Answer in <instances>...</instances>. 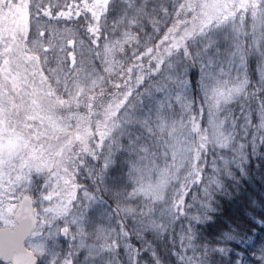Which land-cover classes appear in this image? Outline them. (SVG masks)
<instances>
[{
  "label": "snow or ice",
  "instance_id": "1",
  "mask_svg": "<svg viewBox=\"0 0 264 264\" xmlns=\"http://www.w3.org/2000/svg\"><path fill=\"white\" fill-rule=\"evenodd\" d=\"M205 3L206 0H105L101 7L98 0H35L30 5L26 37L0 33V139L19 141L24 149L70 153V158L74 157L72 166L77 169V175L87 169L94 190H89L86 185L81 186L75 199L70 201L73 210L60 217L49 216L44 230L50 236L62 233L73 241L79 237L80 247H88V255L99 258L93 260L92 264H105V254L111 253L115 257L122 243L133 253L131 264H139L141 250L129 242L130 236L143 239L146 230H171L175 221L189 215L188 183L196 184L197 177L199 181L203 180L199 150L194 153L197 163L192 166L191 180L186 179L183 186L177 187L168 198L169 181L164 174L155 183L145 186L141 179L145 169L133 164L130 175L135 186L130 192H113L116 207L111 209V216L116 218L117 226L113 227L109 222L106 228L87 232L84 222L93 203H108L96 193L105 190L100 185H106L105 176L111 161L106 158L97 170L88 163L87 158L81 162L73 147L80 142L86 114L96 106L97 98L108 95L111 97L109 103L116 104L121 113L125 112L129 107L135 108L136 103H142L140 88L144 86L146 76L150 78L157 73L162 77L166 71L174 70V75L167 76V83L154 81L152 86L144 88L145 93L151 96L154 89L170 96L179 89L181 91L176 94L175 100L183 103L189 83L187 67L200 66L206 107L202 102L197 108L194 99L187 107L190 108V131L196 130L194 135L200 137V148H203L208 138V132L201 124L204 112L207 110L213 116L220 110L222 102L229 103L237 98L233 92L240 97L245 93L256 95V92H248L251 82L247 75L243 78L237 76L235 83L223 81L221 86L210 87L209 82L218 79L216 73L225 74L224 68L220 67L221 62L208 55L211 49L216 48L217 40H210L205 49L195 53L187 41L197 34L208 37L209 34L214 36L216 30L228 29L235 45L231 55L234 59L239 58L243 64L249 51L248 40L252 41L253 47L264 49V0H232L229 5L231 10L214 19L204 15ZM117 9L118 15L110 18V13ZM145 22L150 24L153 35L133 51V57L141 63L147 58L148 71L144 72L141 68V75L133 79L128 73L141 67V64L124 66L120 81L113 82L110 74L113 72L115 50L119 46L120 51H124V46L133 41L139 44L137 29L143 30ZM161 48L163 51H160ZM176 49L188 61L183 66V75L177 65L168 62ZM261 54L264 55V51ZM228 64L231 66L232 61H228ZM260 76L256 91L264 92V69H261ZM229 84L231 87H228ZM104 86L117 91L105 93ZM261 106L264 107V101ZM132 147L134 150V145ZM81 150L96 161L100 160L87 146ZM137 173L140 175L137 176ZM208 184H219V181L209 178ZM204 195L210 196L207 187L204 188ZM192 199L196 201L200 197L193 196ZM132 201H137L135 206H132ZM201 204L205 210L200 215H192L191 221L208 218L206 209L210 205L206 200H201ZM102 215L108 219V210H103ZM130 219L135 221L131 232ZM73 227L78 231H73ZM31 228L30 223H23L15 232L7 229L0 232V264H43L46 252L41 254L37 251L24 235ZM43 236L41 233L39 240ZM86 236L92 237V244L85 245ZM180 239L184 249V253L179 254L182 264H208L207 251L200 258L187 255L189 249L195 248L192 223L181 233ZM72 256L73 252H69L62 262L53 260L52 264H75L70 259ZM261 259L264 260V256ZM107 264H119L118 258L107 261ZM156 264H161L159 259Z\"/></svg>",
  "mask_w": 264,
  "mask_h": 264
},
{
  "label": "trees",
  "instance_id": "2",
  "mask_svg": "<svg viewBox=\"0 0 264 264\" xmlns=\"http://www.w3.org/2000/svg\"><path fill=\"white\" fill-rule=\"evenodd\" d=\"M9 1L21 3V12L13 24V35L21 34L26 37L29 27L30 5L35 0H7L6 4ZM157 2H165V0H157ZM6 4H1V11L6 10ZM116 15H118V9L110 13V18ZM137 31L139 32V44L133 41L124 46V51H120L118 46L114 52L113 72L110 74L113 82L120 81L121 68L124 66L131 67L141 64V67H137L132 73H128L133 79L141 75V68L144 72L148 71L147 58L142 63L138 62L133 57V51L141 47L148 36L153 35L152 28L150 24L145 22L143 30L137 29ZM216 35L219 40L214 49L225 56L226 62H223L227 64L225 69H232V78L235 81L237 76L243 78L244 75H247L251 82L248 85V92H256V95L245 93L243 97H240L236 93V99L223 104L220 108L219 114L222 116L224 124V136L220 144H215L207 138L206 146L200 148V137L195 136L194 133L190 136L189 140L193 139L195 145L191 153L192 157L189 156L191 157L190 161L186 160V157L185 163L187 161L189 164L186 169L184 168L183 171L185 172L181 175V179L178 177L172 184H176V190L177 187L183 186L186 179L191 180L192 166L197 163L194 159L196 150L201 152L199 168L203 172V180L199 181L197 177L196 184L188 183L190 191L187 197V211L189 215L182 216L175 221L171 230L166 232L146 230L143 233V239L136 235L130 236L129 242L132 244L135 243L133 238H138L136 243H139V247L137 248L141 250L139 258H145L148 264H156L157 259L161 264H182L179 254H183L184 249L180 236L187 229L189 223H192V230L195 235V248L189 249L187 255L200 258L201 254L207 251L209 253L207 256L208 264H264V260L261 259L264 256V127H261L264 124V107L261 106L262 101H264V92L256 91L261 81V69H264V55L261 54L264 49L259 46L253 47L252 41L248 40L249 51L246 65L244 63V67H239L235 61L229 66L228 56L235 51V45L230 38V30L221 29ZM225 37L229 38L225 39ZM160 51L163 49L161 48ZM258 58L261 60V64H259ZM168 62L177 65V69H180L181 73H184L183 66L188 64L187 58L182 52L180 53V50L174 52ZM166 67L167 65H165ZM170 72L175 74L174 70H168L162 77L157 73H153L150 78L145 77V84L140 88V92L143 94L142 103H136L135 108L129 107L121 113L116 104L109 103L111 97L105 95L98 97L96 106L86 114L85 127L89 124L95 127H104L111 120L114 124L117 121L119 128V130L112 131L106 136L103 147L107 153L103 152L99 155L100 160L93 163V166L99 170L104 155L105 157L108 155L107 158L111 161L105 176L106 185H101L108 191L112 208L116 207V200L113 196L115 190L130 192L135 186V181L130 175L133 164L141 165L145 169L144 174L146 175L148 170L156 167L155 165L163 166L165 164L160 159L163 140L162 135L156 132V122L159 121L161 111L168 108L167 105L160 104L157 99H154V89L153 94L149 96L145 93L144 88L152 86L154 81L160 82ZM186 76L190 80V88L196 106L199 108L203 102L200 92L199 68L197 66L187 67ZM104 88L105 93L117 91L110 86H104ZM172 102L170 101L169 104ZM131 109L135 111V114L128 116L127 112ZM188 114L190 111H188L187 116ZM197 119L199 120L198 117ZM116 145L122 147L119 148ZM145 149L147 151H144ZM169 167H171L170 164L167 165V169ZM83 172L87 173L86 178H83L84 176L80 173L79 175L76 174L78 181L83 182L84 180L85 183L91 181L87 169ZM139 175L137 173V176ZM36 176L38 183H42L47 188L44 191H47L46 194L50 196L53 186L49 184L50 182H43L44 177H41L40 172ZM209 178L217 179L219 184L209 185ZM205 187L210 192L208 197L204 195ZM193 196H198L200 199L193 201ZM33 197L35 196L33 195ZM51 198L53 200L54 197ZM55 198L58 199L57 196ZM201 200H206L210 205L206 209L208 218L191 221L192 215H200L205 210ZM98 211H102L101 207H98ZM132 223L135 221L132 220ZM129 231L131 232V227H129ZM218 249L223 251H218ZM153 252H155V256H153ZM62 260L61 258L60 261Z\"/></svg>",
  "mask_w": 264,
  "mask_h": 264
},
{
  "label": "rangeland",
  "instance_id": "3",
  "mask_svg": "<svg viewBox=\"0 0 264 264\" xmlns=\"http://www.w3.org/2000/svg\"><path fill=\"white\" fill-rule=\"evenodd\" d=\"M6 1L7 0H0V8L2 7L1 4H6ZM231 2L232 0H206L204 15L211 19L223 15L231 10L229 7ZM245 2H247V0H245ZM104 3L105 0H98V4L101 7H103ZM20 12L21 3H12L11 1L6 4V10L4 12L0 10V33L7 32L13 34L14 20L19 16ZM219 30L214 32V36L209 34L208 37H204L197 34L194 39L189 38L187 42L189 44L190 40L189 46L192 45L191 50L195 53L196 51L205 49L210 40L216 39L218 41L219 39H217L216 34ZM177 51H179V49L174 50V52ZM217 53H219V55H217ZM208 55L214 60L221 62L220 67L224 68L225 73L223 75L216 73L218 79L209 82L210 87L221 86L223 81H231L232 83H235L236 81L232 78V69H225L227 65L226 63H223L224 61L226 62L225 56H222L218 50L216 52L215 49H211ZM246 59L247 56L244 60L245 65ZM227 60H231L232 62L236 61L239 67H244V63L241 64L239 58L234 59L232 55H229ZM258 61L259 64H261L259 58ZM197 67L199 68L202 101L206 107L205 90L203 88L204 77L200 66ZM168 75L174 74L170 72ZM181 75H183V73H181ZM233 76L235 77V75ZM186 78L190 82L187 76ZM160 82L167 83V76L162 78ZM228 87H231V84H229ZM180 91L181 90L176 89L170 93V96H166L163 92L159 93L154 91V99H157L160 104L167 105L168 108L165 111H161L159 121L157 120L156 122V132L162 135L163 140V150L160 152V159H162L165 164L163 166L155 165L156 167L148 170L147 175L143 174L142 177V182L147 186L150 183L158 181L161 174H164L169 181L166 198L170 197V194H173L176 184L173 185L172 183H174L178 177L181 179V175L185 172L183 171L184 168L186 169L189 164L187 161L185 163V159L187 157L186 160L190 161L192 157L191 153L195 146L193 144V139H191V141L189 139L196 130L193 129L190 131L189 114L187 116L188 111H190V108L187 107V105L192 99H194L190 83H188L186 90L187 96L183 103L175 100L176 94ZM235 95L236 92H233V96ZM172 100H174V102H172ZM170 101L172 103L169 104ZM223 104L225 105L226 103L222 102L221 107ZM134 112L135 111L131 109L127 114L128 116H132V114H135ZM176 113L179 114L177 115ZM219 113L220 112L218 111L212 116V114L206 110L201 121L202 127L208 132V138L215 144H220L224 136L223 119ZM212 120L214 121L213 124ZM109 122L110 123L107 122L104 127H95L91 124L84 127L80 142L73 147V151L79 154L81 162H83L85 158L88 159V163L92 166L93 163L96 162L92 156H89L81 150L83 146H87L96 156L101 155L103 152L107 153V151L104 150V147H101L104 146L106 136L112 131L119 130L117 121L115 124L111 120H109ZM70 155V153L65 152L52 153L44 149H24L19 141H5L0 139V227H13L16 224L14 212L17 204L24 195H30L33 198L35 215L38 221L33 233L29 236L28 241L30 244H34L36 250L41 254L46 252V255L43 258V264H52L53 260L60 261L61 258H66L69 252H73V256L70 257V259L74 260L75 264H92L93 260L99 259L88 255V247H80L79 237L73 241L70 237H65L62 233L50 236L48 232L44 230L45 225L48 224L49 216L60 217L67 214V211L73 210L70 201L75 199L76 193L80 190L81 186L86 185L89 190H94L93 180L88 181L87 183H85L86 181L84 180L83 182L78 181L76 175L77 169L72 166V159H74V157L70 158ZM14 156H17V158L13 159ZM107 156L105 157L104 155L101 160V165ZM182 161L184 162L181 165ZM169 164L171 167L167 169V165ZM39 172L40 175H42L41 177H44L43 182H50L49 184L53 186L51 187L53 189L50 196L46 194L47 191H44L47 188L37 181L36 175H38ZM79 173L84 176L83 178H86V172L84 173L83 171H80ZM100 187L103 188L102 185H100ZM107 192V190H104L96 193L98 196H102L104 200H107V205H96L93 203V208L88 211L84 226L89 233H93L95 229L99 230L100 228H106L109 222H111L113 227L117 226V220L115 217L111 216L112 201ZM33 195L35 197H33ZM56 196L58 199L55 198ZM51 197H54L53 200ZM136 203L137 201H133L132 206H135ZM139 203H142V201ZM161 203L163 206V202ZM97 206L99 208L101 207L102 211L105 209L108 210V219L104 218L102 211H98ZM85 211H87V208H85ZM133 224L135 223H132V220H129V226L131 227ZM73 231H78V229L73 227ZM41 233H43L44 236L42 240H39ZM84 239L85 245L93 243L91 236H86ZM137 239L133 238L135 243H131L135 248L139 247V243H136ZM132 255L133 253L122 243L115 257L111 253L105 254V264H107V261L117 258L119 264H131ZM139 264L148 263L145 258H139Z\"/></svg>",
  "mask_w": 264,
  "mask_h": 264
},
{
  "label": "water",
  "instance_id": "4",
  "mask_svg": "<svg viewBox=\"0 0 264 264\" xmlns=\"http://www.w3.org/2000/svg\"><path fill=\"white\" fill-rule=\"evenodd\" d=\"M14 218L16 224L13 227H0V232L5 229L15 232L20 228L21 224L30 223L32 228L24 232V235L28 238L33 233L38 221L35 215L33 198L30 195H24L20 199L14 212Z\"/></svg>",
  "mask_w": 264,
  "mask_h": 264
}]
</instances>
